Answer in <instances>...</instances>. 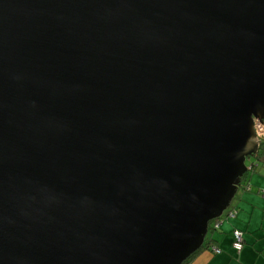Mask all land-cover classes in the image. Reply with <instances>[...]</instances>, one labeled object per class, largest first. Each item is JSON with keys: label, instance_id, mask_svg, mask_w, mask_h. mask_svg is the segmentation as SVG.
<instances>
[{"label": "water", "instance_id": "1", "mask_svg": "<svg viewBox=\"0 0 264 264\" xmlns=\"http://www.w3.org/2000/svg\"><path fill=\"white\" fill-rule=\"evenodd\" d=\"M264 121V0H0V264H182Z\"/></svg>", "mask_w": 264, "mask_h": 264}, {"label": "crops", "instance_id": "2", "mask_svg": "<svg viewBox=\"0 0 264 264\" xmlns=\"http://www.w3.org/2000/svg\"><path fill=\"white\" fill-rule=\"evenodd\" d=\"M229 210H235L234 215H228ZM221 217L218 226L210 228L209 236H205L208 245L187 264H264V161H257L249 171ZM234 227L243 230L239 251L232 245ZM211 245L220 250L213 251Z\"/></svg>", "mask_w": 264, "mask_h": 264}, {"label": "built area", "instance_id": "3", "mask_svg": "<svg viewBox=\"0 0 264 264\" xmlns=\"http://www.w3.org/2000/svg\"><path fill=\"white\" fill-rule=\"evenodd\" d=\"M255 129H256L258 140L261 137H264V122L263 121L255 120ZM234 213H235V210H229L227 212L228 215H234ZM221 220H222V217H220L217 221L213 223L214 226H218ZM231 234H232V245L236 251H239L242 248L243 241H244L243 230L239 227H234L231 231ZM211 248L213 251L220 250V248L215 245H211Z\"/></svg>", "mask_w": 264, "mask_h": 264}, {"label": "trees", "instance_id": "4", "mask_svg": "<svg viewBox=\"0 0 264 264\" xmlns=\"http://www.w3.org/2000/svg\"><path fill=\"white\" fill-rule=\"evenodd\" d=\"M250 159H251V161H250V168L246 171V172H244L243 173V175L241 176V182H240V184L243 182V180L246 178V176L248 175V173H249V171H251V170H253L254 169V165L256 164V162L257 161H259V160H262V161H264V137H261L260 139H259V146H258V150L254 153V154H252V156H250L249 157ZM246 186V185H245ZM221 216H219V217H215V218H212L211 220H210V222H209V224H208V230L210 229V228H213V227H215L214 226V222L215 221H217L219 218H220ZM206 236V235H205ZM208 243H209V241L207 242L206 241V238L204 239V242H203V245L200 247V248H198L196 251H194L193 253H191L183 262H182V264H187L188 263V261L195 255V253L199 250V249H201L203 246H207L208 245Z\"/></svg>", "mask_w": 264, "mask_h": 264}, {"label": "rangeland", "instance_id": "5", "mask_svg": "<svg viewBox=\"0 0 264 264\" xmlns=\"http://www.w3.org/2000/svg\"><path fill=\"white\" fill-rule=\"evenodd\" d=\"M250 161H251L250 158H247V159H246V163H247V164H249ZM210 232H211V230L209 229V230L207 231V235H206L207 237L209 236Z\"/></svg>", "mask_w": 264, "mask_h": 264}, {"label": "clouds", "instance_id": "6", "mask_svg": "<svg viewBox=\"0 0 264 264\" xmlns=\"http://www.w3.org/2000/svg\"><path fill=\"white\" fill-rule=\"evenodd\" d=\"M222 216V215H221Z\"/></svg>", "mask_w": 264, "mask_h": 264}, {"label": "flooded vegetation", "instance_id": "7", "mask_svg": "<svg viewBox=\"0 0 264 264\" xmlns=\"http://www.w3.org/2000/svg\"><path fill=\"white\" fill-rule=\"evenodd\" d=\"M264 122V121H263Z\"/></svg>", "mask_w": 264, "mask_h": 264}]
</instances>
